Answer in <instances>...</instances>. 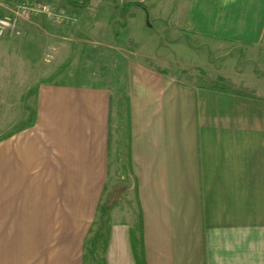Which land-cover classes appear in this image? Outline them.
<instances>
[{
    "label": "crops",
    "instance_id": "0c3cea01",
    "mask_svg": "<svg viewBox=\"0 0 264 264\" xmlns=\"http://www.w3.org/2000/svg\"><path fill=\"white\" fill-rule=\"evenodd\" d=\"M107 1L75 9L74 23H98L94 38L115 35ZM117 1L143 2L150 19L175 18L206 39L252 48L264 39V0ZM39 21L48 24L38 18L32 26ZM12 38L0 37V135L12 132L0 140V264H87L113 134H123V125L113 126V93L89 81H43L36 122L27 126L29 110L18 116L6 107ZM254 83L247 95L223 93L151 63L128 64L125 137L136 206L132 215L112 212L107 264H137L134 208L147 264H264V81Z\"/></svg>",
    "mask_w": 264,
    "mask_h": 264
},
{
    "label": "rangeland",
    "instance_id": "374dc122",
    "mask_svg": "<svg viewBox=\"0 0 264 264\" xmlns=\"http://www.w3.org/2000/svg\"><path fill=\"white\" fill-rule=\"evenodd\" d=\"M20 1L0 0L5 7L2 15L12 13ZM51 1L68 7L74 13L77 9L65 0ZM107 2L113 12V0ZM116 2L120 10L113 23L115 35L104 31L100 38L92 37V27L96 28L98 23L78 19L76 24L56 27L46 20L48 24L40 21L36 26L30 24L24 37L9 39L5 46L6 82L3 88L9 101L5 103L7 109L18 116L29 110L30 118L34 111L37 85L43 81L59 78L107 85L114 98L113 126L123 125V134L116 136L113 132L111 174L103 201L113 199L112 212L120 207L132 215V207L136 206L135 183L130 172L125 137L128 64L143 62L164 67L176 73L182 81L199 86L204 83L202 80L212 81L222 76L232 89L254 91V82L264 81V39L256 48H252L187 34L175 18H167L165 22L150 19L149 8L143 2H140V7L129 6L131 15L127 20L120 16L127 2ZM109 8L105 6L103 10L107 13ZM166 10L167 6L160 8L159 12L164 16ZM67 63H70L69 71L65 69ZM255 89L262 93L261 89ZM117 113L122 115V118L119 116L120 121L117 120ZM134 209L136 224L138 212ZM98 253L101 257L100 247ZM88 264L95 262L89 258Z\"/></svg>",
    "mask_w": 264,
    "mask_h": 264
},
{
    "label": "trees",
    "instance_id": "16d2710c",
    "mask_svg": "<svg viewBox=\"0 0 264 264\" xmlns=\"http://www.w3.org/2000/svg\"><path fill=\"white\" fill-rule=\"evenodd\" d=\"M92 1L93 0H65V2L68 3L71 7L79 8V9L87 8ZM116 1L117 0H113V6L115 13L118 14V11L120 10V6L119 4H117ZM134 5L139 6L141 5V3L136 1L127 2L125 4V11L122 12L120 16L123 19L128 20V18L131 15L128 11L129 6H134ZM202 82L204 83L200 85L201 87L213 91L223 92V93H235L240 95L248 94L247 92L244 91H237L235 89H232V87L227 82V80L222 76H218L215 80L212 81L202 80ZM36 118H37V111L34 110L33 114L28 120L27 126L34 125L36 122ZM11 133L0 135V140L8 137ZM113 204H114L113 199L107 200L105 202L102 199L101 203L99 204L96 218L93 221L92 228L85 243V261L87 262V264L89 262V258L93 260L95 264H107L106 252H107L110 233H111V222H112L111 212H112ZM137 218H138L137 223L131 228L132 248L136 258V263L147 264L144 253L143 219H142L141 210L139 211ZM99 247L101 249V257L99 256L98 253Z\"/></svg>",
    "mask_w": 264,
    "mask_h": 264
},
{
    "label": "built area",
    "instance_id": "2783aa9c",
    "mask_svg": "<svg viewBox=\"0 0 264 264\" xmlns=\"http://www.w3.org/2000/svg\"><path fill=\"white\" fill-rule=\"evenodd\" d=\"M38 18H44L56 27H64L73 24L76 16L68 7L51 0H21L12 13L0 16V37H22Z\"/></svg>",
    "mask_w": 264,
    "mask_h": 264
}]
</instances>
